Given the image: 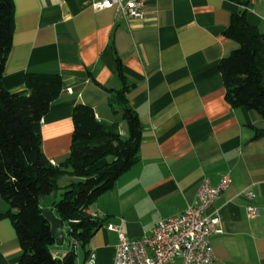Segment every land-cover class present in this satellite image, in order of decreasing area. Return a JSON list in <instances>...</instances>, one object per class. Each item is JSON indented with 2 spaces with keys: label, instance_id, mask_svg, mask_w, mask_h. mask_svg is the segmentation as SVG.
<instances>
[{
  "label": "crops",
  "instance_id": "0c3cea01",
  "mask_svg": "<svg viewBox=\"0 0 264 264\" xmlns=\"http://www.w3.org/2000/svg\"><path fill=\"white\" fill-rule=\"evenodd\" d=\"M92 2L13 0L3 77L9 91H20L28 71L63 76L41 120L42 149L53 164L70 153L77 103L94 107L98 119L119 120L127 135L107 89L124 88L120 71L132 85L125 95L143 125L138 160L86 209L102 226L86 246L78 244L76 264L90 252L97 264H113L120 233L150 235L159 220L198 203L204 178L215 186L225 175L231 183L206 210L221 219V231L211 236V264H264V118L227 101L220 69L239 46L224 31L243 7L232 0H157L146 5L144 19H125L115 7L96 11ZM247 19L264 32V0L251 2ZM73 180L70 173L60 177L58 192ZM57 195L44 198L56 215ZM250 205L257 215H249ZM9 208L0 195V214ZM71 244V237L55 244L54 254L63 257ZM21 253L13 222L0 217V264H18Z\"/></svg>",
  "mask_w": 264,
  "mask_h": 264
},
{
  "label": "trees",
  "instance_id": "16d2710c",
  "mask_svg": "<svg viewBox=\"0 0 264 264\" xmlns=\"http://www.w3.org/2000/svg\"><path fill=\"white\" fill-rule=\"evenodd\" d=\"M232 1L243 8L233 13L224 31L239 44L220 62L226 98L233 107L254 109L264 118V32L247 19L251 0ZM13 31V0H0V195L10 205L0 217L8 216L16 229L22 249L18 264H76L78 245L73 241L86 246L102 226L86 209L138 160L143 125L125 95L132 85L120 71L124 88L107 91L113 113L127 124V135L121 133L119 120L98 119L94 107L77 103L70 153L53 164L42 149L41 120L59 97L63 76L28 71L25 89L9 91L3 77ZM66 173L76 180L62 188V197L52 206L72 244L59 257L53 252L56 241L44 198L61 189L58 179Z\"/></svg>",
  "mask_w": 264,
  "mask_h": 264
},
{
  "label": "built area",
  "instance_id": "2783aa9c",
  "mask_svg": "<svg viewBox=\"0 0 264 264\" xmlns=\"http://www.w3.org/2000/svg\"><path fill=\"white\" fill-rule=\"evenodd\" d=\"M157 0H93L96 11L115 7L125 19H144L145 7ZM254 0H251L253 2ZM231 183V177L225 175L213 186L204 178L198 189V203L188 206L178 215H170L159 220L150 235L129 237L119 234V244L113 264H211L216 256L211 236L220 232L221 219L217 215L206 214L207 208ZM244 194L251 198L252 191ZM250 216L258 214V209L250 205ZM74 245L78 242L73 241ZM84 264H97V256L90 252Z\"/></svg>",
  "mask_w": 264,
  "mask_h": 264
},
{
  "label": "water",
  "instance_id": "95a60500",
  "mask_svg": "<svg viewBox=\"0 0 264 264\" xmlns=\"http://www.w3.org/2000/svg\"><path fill=\"white\" fill-rule=\"evenodd\" d=\"M44 214L51 223V231L57 245H63L65 240L64 222L52 210L45 209Z\"/></svg>",
  "mask_w": 264,
  "mask_h": 264
},
{
  "label": "rangeland",
  "instance_id": "374dc122",
  "mask_svg": "<svg viewBox=\"0 0 264 264\" xmlns=\"http://www.w3.org/2000/svg\"><path fill=\"white\" fill-rule=\"evenodd\" d=\"M62 192H63V190L62 191H59V192H58V190L55 191V193L58 194L57 197H56V200H59L62 197ZM50 197L53 198V196H50Z\"/></svg>",
  "mask_w": 264,
  "mask_h": 264
}]
</instances>
